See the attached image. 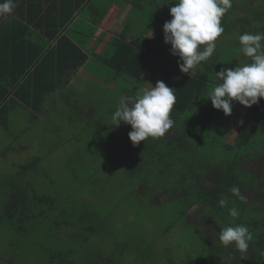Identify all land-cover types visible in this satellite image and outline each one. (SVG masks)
Masks as SVG:
<instances>
[{"label":"rangeland","instance_id":"374dc122","mask_svg":"<svg viewBox=\"0 0 264 264\" xmlns=\"http://www.w3.org/2000/svg\"><path fill=\"white\" fill-rule=\"evenodd\" d=\"M138 1L145 6L143 11L139 10L140 13L146 15L155 4L162 5L156 14L158 21L150 24L145 33L147 38L156 40L160 23L172 18L170 8L174 4L167 3L168 0ZM244 1L236 0L235 14L239 18L245 15ZM96 3L112 4L116 13H119L121 11L116 7L124 5V0H96ZM251 4L258 7L260 0H251ZM125 6L121 9L123 12L119 13L123 17L122 22L132 23L135 20L129 14L132 5ZM82 13L84 15L86 11ZM80 26L81 18L70 28ZM89 33L90 30L84 31V34ZM79 34L75 35L76 39ZM235 40L236 36L222 35L218 38V44L233 49ZM112 41V36H105L100 45L103 50L101 54L107 51ZM236 59L240 64L249 62L241 53ZM74 77L66 88H59L51 94L52 98L55 96L58 99V95L66 90L54 108L52 102L44 103L38 123L31 121L28 107L16 108L13 112L15 125L11 126L19 132V136L15 137L22 139L19 146L28 148L18 154L17 147L15 154L1 163V173L20 175L26 165L31 164V172L18 176L20 184L25 181L22 189L31 197L37 196V193L52 196L56 203L54 208L60 213L66 212L63 220L74 224L76 230L57 228L55 219L59 213L32 219L36 208L30 213L31 217L23 218L20 223L17 218L12 221L14 224L11 221L8 223V217L0 215V264H182L206 252L211 254L216 245L213 243L216 233L225 225L208 205L198 203L197 206H191L188 219L184 217L172 226L180 212L184 211L180 209L186 204L182 202L184 184L180 182L185 179L180 177L185 166H179L181 161H176L169 175L159 173L160 168L156 167V172L153 170L146 183H143L144 174L154 165L145 164L144 172L136 169L139 156L135 160L130 152L132 143L128 133L132 130L131 126L123 122L119 127L111 125V116L119 96L131 89V82L121 77L114 78L109 68L97 60L94 53H90V61ZM235 107L233 105L232 110ZM246 109L238 103L233 112L225 135L229 144L235 141V132ZM218 112L223 114L222 110ZM224 118L225 115H222L221 121ZM221 121L216 123L222 124ZM176 125L167 137L175 140L181 138L183 141L180 146L188 150L191 144L187 135L193 137L194 134ZM7 133L4 131L0 136L7 138ZM220 148L218 145L212 150L193 153L202 161H196L194 157L186 170H191L194 177L195 170H201L200 163L213 157ZM247 156L241 159L242 170L248 177L254 175L262 181L264 155ZM35 158L40 161L35 162ZM10 161L13 164L9 167ZM132 170H135L134 173ZM203 181L205 186L210 185L206 177ZM169 185L173 187L172 192L167 188ZM247 193V205L253 204L260 196L264 198L260 186L250 188ZM195 197L192 193L186 199L192 202ZM27 219L30 220L24 223ZM49 230L52 231L49 233ZM45 233L49 235L48 238ZM205 241L211 250L206 249ZM25 249L28 254L23 255Z\"/></svg>","mask_w":264,"mask_h":264},{"label":"trees","instance_id":"16d2710c","mask_svg":"<svg viewBox=\"0 0 264 264\" xmlns=\"http://www.w3.org/2000/svg\"><path fill=\"white\" fill-rule=\"evenodd\" d=\"M125 1L132 5L129 14L130 18L134 17L135 20L132 23L128 21L124 30L112 37L111 48L102 54L94 55L109 68L114 78L121 77L131 82V89L125 90V95H134L140 89L148 87L147 83L154 86L161 78L160 81L175 90L176 103L172 117L176 126L194 134L193 137L187 135L191 144L188 150L180 146L183 141L181 138L175 140L170 137L155 140L150 138L145 143L140 142L134 149L132 145L131 154L135 160L139 156L136 169L144 172L145 164L154 165V168L144 174L142 182L146 183L153 170L156 172V167L160 168L161 174H171L174 163L181 161L178 165L185 166L180 172L181 175L179 174L185 178L180 181L184 184L182 202L186 204L180 209L184 211L180 212L172 226L184 217L188 219L191 206L202 203L215 212L225 227L230 224H244L253 234L244 259H241V254L234 248L220 247L221 244L214 238L213 243L216 245L211 254L204 251L205 255L190 258L182 264H264V198L260 196L253 204L247 205V200L241 202L230 192L231 187L239 186L242 194L249 200L248 190L260 186L264 194V178L261 181L254 175L248 177L240 166L241 159L247 155H264V98L260 99L257 105L247 107L235 132L233 144L226 142L225 135L238 102H233L236 107L232 114L225 116L224 121H221L224 113L214 109L210 99L206 98L207 93L218 83L215 72H219L221 68L237 66L236 57L240 54L239 36L244 32L264 31V0H260L258 7L252 5L251 0H245V15L242 18L235 14L237 4L236 0H232V8L222 19V24L225 29L224 36H236L235 47L231 49L217 43L214 57L195 68L191 76L180 71L177 64L179 58L171 54V45L163 42L162 29L165 22L160 23L156 40L144 38L150 24L158 21L156 14L162 9V5L155 4L146 15L140 13L139 10L143 11L145 6L138 0ZM15 4L12 15L7 19H0V128L5 130L9 129L12 113L18 106L30 109L31 121L39 120L41 107L46 99L58 88L67 87L75 74L86 66L90 61V53H94L96 47L88 50L87 44L75 42V35L89 20L99 26L110 7V4H97L96 0H15ZM83 11L86 13L81 16L82 26L71 29V24ZM87 39L90 40L91 36ZM218 121L223 123L217 124ZM218 145L221 146L218 153L209 157L206 162H201V170H195L192 177V171L186 170V166H189V161L196 156L193 153L212 150ZM195 158L196 161H202ZM134 171L132 170L133 173ZM174 175L178 176L175 173ZM204 177L209 179V186L204 185ZM167 188L173 191L171 185ZM20 191L17 197L11 196L3 203L2 215H7L8 223H13L15 218L17 222H22L23 218L31 217L30 213L36 208L32 219L43 218L49 213L51 216L59 213L55 219L56 227L76 230L74 224L63 220L66 212L60 213L54 208L56 203L52 196L43 194L31 197L21 186ZM192 193L196 197L191 202L186 198ZM2 197L3 193L0 199ZM221 198L228 199V207L235 206L239 209L238 218L230 217L227 208L219 207L217 201ZM48 229L47 227L46 230ZM51 231L49 230V233ZM45 235L46 238L49 237L46 233ZM204 246L211 250L206 241ZM71 252L72 249L67 254ZM25 254H28L26 249L23 255ZM55 260L57 258L53 259V262Z\"/></svg>","mask_w":264,"mask_h":264},{"label":"clouds","instance_id":"9594fccd","mask_svg":"<svg viewBox=\"0 0 264 264\" xmlns=\"http://www.w3.org/2000/svg\"><path fill=\"white\" fill-rule=\"evenodd\" d=\"M167 3L174 6L170 8L172 18L163 25L164 42L171 45V54L179 58L180 71L191 76L195 68L216 54L218 38L225 31L222 19L232 8V0H168ZM15 7V0H0V19L10 17ZM238 39V52L249 62L215 72L218 83L206 96L212 107L222 110L225 116L232 114L234 101L250 108L264 98V31L244 32ZM147 84L148 87L134 95L121 94L111 116L112 126L119 127L121 122L131 126L128 137L133 147L150 138H166L176 123L172 117L175 90L163 81H157L155 87ZM230 192L241 202H246L247 197L239 186L231 187ZM217 203L220 208H227L230 217L240 216L237 207H228L227 198H221ZM215 238L225 248H234L244 259L253 234L244 224H230L220 227Z\"/></svg>","mask_w":264,"mask_h":264},{"label":"crops","instance_id":"0c3cea01","mask_svg":"<svg viewBox=\"0 0 264 264\" xmlns=\"http://www.w3.org/2000/svg\"><path fill=\"white\" fill-rule=\"evenodd\" d=\"M126 4L130 5L129 2L124 0V5H120L119 8L116 6L115 7L117 8V10L121 11V12L118 11L119 13H122L123 11L121 9L123 7H126L125 6ZM113 7H114V5L110 4V7H108V13L99 26L95 25L90 20L87 21L82 28L83 30H81L82 32L80 31V34L78 35L79 37H77V39H75V42L77 41L76 43H78V44H87L88 50H92L94 47H96L94 54L98 55V53H101V51H103V50L100 47V45H101V42L104 41L105 36L115 37L118 35L119 32L121 33L124 30V28L126 27V24H124L122 22V18H123L122 15L119 13H116V11L113 9ZM82 14H83L82 12L80 14H78L72 24H75V22L81 18ZM117 15H120L119 16L120 18L117 19ZM125 17H126V15L124 16V19H125ZM120 20H121V22H119ZM86 30H90V33L84 34V31H86ZM111 34H113V35H111ZM90 36H91V39L90 40L87 39V37H90ZM144 38H147L145 34H144ZM152 45L153 46L155 45L154 42L152 43ZM73 78L75 79L76 77H73ZM64 88H66V87H64ZM64 93H66L65 89L63 90V92L61 94L58 95V99H56L57 97H55V96H54V98H52L53 96L51 95L50 96L51 98L48 97L47 98L48 100L46 99L47 102L45 101V105H46V103L52 102V108H54V106H55L54 104L59 102V99L64 95ZM13 114L14 113H12V116H11L9 129L5 130L3 128H0V135L4 131L6 133L8 132L7 138L0 136V195L3 193V197L0 199V204L2 205V207L0 209V215H2V210H3V206H4L3 203H5V201L8 200V198L11 196H12V198L14 196L17 197V195L21 192L20 186L23 187V184L25 183V181L22 184H20L18 181V176L25 174L27 172H31L33 170V169H31V164H30V165H26V167L22 171L23 173L20 175H19V173H14V175H11V174L3 175V173H1V167H2L1 163L4 162L7 158L13 156L16 152L17 147H18V150H17L18 154L27 150V148H28L25 145L19 146V143H21L22 139L21 138L17 139L15 137V136H19V132L17 131V128L13 129V127L11 126V124L15 125ZM84 114H86V113H84ZM4 135H6V134H4ZM8 141H10V142H8ZM16 143H18V145L15 147ZM22 146H24V147H22ZM38 159L39 158H35V162H37L36 160H38ZM12 164H13V162L10 161L8 166L10 167ZM37 195H43V193H41V194L37 193ZM5 212H6V209H5Z\"/></svg>","mask_w":264,"mask_h":264}]
</instances>
